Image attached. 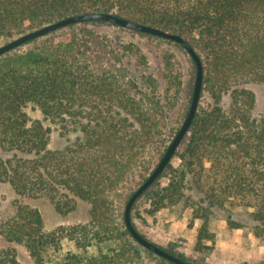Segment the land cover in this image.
Here are the masks:
<instances>
[{
    "label": "trees",
    "instance_id": "1",
    "mask_svg": "<svg viewBox=\"0 0 264 264\" xmlns=\"http://www.w3.org/2000/svg\"><path fill=\"white\" fill-rule=\"evenodd\" d=\"M101 11L180 34L204 67L192 125L170 163L136 200L132 221L143 199L151 215L183 203L202 220L196 241L204 251L211 247L205 240L214 239V209L242 207L256 222L253 236L264 239V113L255 115L256 93L247 85L264 84V0H0V42L71 15ZM90 24L121 26L104 19L72 23L39 37L36 46L0 57V181L20 197L47 196L63 214L77 208V198L87 200L92 219L48 232L41 210L16 199L14 215L0 221V234L23 243L36 264H46L49 250L62 256L59 264H154L153 258L175 264L135 240L125 209L136 190L132 183L140 186L148 178L181 126L168 135L169 102L159 94L158 77L149 70L133 74L127 58L140 55L146 66L145 56L134 46H116ZM63 28L70 33L55 36ZM133 31L188 53L175 40ZM189 56L192 81L183 120L197 73ZM168 83V92L177 89L176 80ZM31 104L45 119L61 121L68 130L71 124L80 136L50 148L52 129L29 115ZM205 178L210 183L203 197H188V187L202 189ZM228 224L244 228L231 218ZM0 264L22 262L14 247H0Z\"/></svg>",
    "mask_w": 264,
    "mask_h": 264
},
{
    "label": "rangeland",
    "instance_id": "2",
    "mask_svg": "<svg viewBox=\"0 0 264 264\" xmlns=\"http://www.w3.org/2000/svg\"><path fill=\"white\" fill-rule=\"evenodd\" d=\"M95 26L107 33L116 46H134L145 56L147 65L140 62V55L132 54L127 58L133 74L140 75L144 70L151 71L160 81V96L169 102V127L168 135L172 136L184 122L182 119L189 98L190 82L192 81L193 63L187 52L177 44L168 42L162 38L152 37L147 34L134 32L127 27L112 24H100ZM71 28H63L55 33V36L63 38L67 36ZM43 38H38L20 46L18 50L24 51L36 46ZM7 41L0 42V45ZM171 79L177 81V89L172 93L167 91ZM248 87L256 93V106L254 113L260 116L264 113V84L249 83ZM169 96V99H168ZM27 111L33 119L43 120L46 126L52 129L50 148H61L74 141L80 136L79 131L63 127V122L45 119L43 112L37 106L31 104ZM175 158L173 162L179 163ZM210 180L205 178L202 189L188 187L186 194L195 201L203 197V189L209 186ZM137 183L132 187L137 189ZM0 221L14 215L16 206L14 201L20 199L22 202L38 207L45 220V231H53L61 225H74L87 223L92 219L91 202L77 198V208L67 214L59 212L47 196L38 198L20 197L12 186L7 182L0 181ZM146 199L135 208L133 221L138 230L148 239L159 244L165 249L172 250L177 254L184 255L195 264H264V239L254 237L252 229L255 225L253 216L245 208H215L210 220V229L214 239L205 240L210 244L209 249L200 251L197 248V237L202 220L195 219L193 212L186 209L183 203L170 206L155 214L146 211L148 206ZM236 220L244 224V228L233 229L228 220ZM0 247H14L22 264H36L28 248L23 243L9 242L0 234ZM46 264H59L62 256L54 250H49L46 255ZM154 264H168L158 258H153Z\"/></svg>",
    "mask_w": 264,
    "mask_h": 264
},
{
    "label": "water",
    "instance_id": "3",
    "mask_svg": "<svg viewBox=\"0 0 264 264\" xmlns=\"http://www.w3.org/2000/svg\"><path fill=\"white\" fill-rule=\"evenodd\" d=\"M96 19H104L109 22L119 24L121 26L127 27L132 30L141 31L145 33H151L155 34L164 38L172 39L177 41L179 44H182L188 53L191 55L193 60L196 63L197 67V73H196V81L194 86V91L192 95V100L189 108V112L184 120L182 122L180 129L176 133L175 137L170 142L166 152L164 153L163 157L159 161V163L156 165L152 173L148 176V178L133 192V194L130 196L129 200H127L126 209H125V219L127 223V227L129 228L130 232L132 233L133 237L136 241H138L141 245H143L146 248H149L153 250L157 255L162 256L175 264H194L192 262H188L179 256L172 254L168 250L164 249L160 245L156 244L155 242L151 241L150 239L143 236L134 226L132 221V208L135 204L136 200L144 193V191L151 186L152 183L159 177V175L164 171V169L167 167V165L170 163L172 158L174 157L177 149L180 147L181 143L185 139L192 122L197 114L200 101H201V95L203 90V83L204 82V67L203 62L196 51V49L189 44V42L180 34L173 33L167 30H164L162 28L152 26L150 24H145L142 22L130 20L124 16H120L119 14L113 13V12H89V13H83V14H75L68 16L66 18H62L58 21L45 24L37 29L30 30L26 33H23L21 35H18L11 40H8L7 42L0 45V57L8 53V51L15 50L19 48L20 46L26 44L30 40H34L36 38L49 35L50 32L55 31L59 28L68 26L72 23L87 21V20H96Z\"/></svg>",
    "mask_w": 264,
    "mask_h": 264
}]
</instances>
